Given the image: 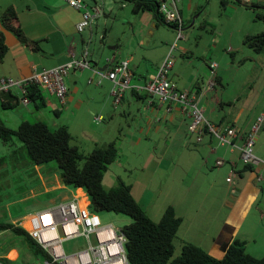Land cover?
Instances as JSON below:
<instances>
[{
	"label": "rangeland",
	"instance_id": "374dc122",
	"mask_svg": "<svg viewBox=\"0 0 264 264\" xmlns=\"http://www.w3.org/2000/svg\"><path fill=\"white\" fill-rule=\"evenodd\" d=\"M84 1L88 5H93L95 1L104 14L90 30L86 29L81 33L83 42L79 41V59H82L84 51L87 61L98 64H104L105 60L116 56L117 62L128 61V69L135 74H141L146 70L156 71L155 65L170 53L173 61L177 63L174 69L177 70L178 66L186 76L196 69L206 71V75H209L208 63L216 62L225 70L224 78L230 80L229 87L226 86V81L223 82L227 94L248 91L253 85H256L252 88L257 94L261 89L264 90V69L257 74L260 59L255 60L258 53L245 47L241 39L243 31L247 29L246 24L249 27L254 20L256 26L264 28V23L255 20L252 12L232 2L233 5L230 4L229 0L224 8L220 4L221 0H181L178 3L183 22L184 38L181 40H177L178 32L175 28L157 24L149 12L133 13L131 4L127 2ZM231 11L234 13L230 14ZM249 28L250 31L259 29L252 25ZM84 70H76L77 75ZM173 73L174 70H170L168 77ZM64 83L66 87L71 85L67 75ZM85 84L86 87L81 92H87L96 98L99 94L107 95L104 110L111 112L113 116L112 119L105 116L103 122L94 120L89 125L94 130L93 133L102 136L103 140L97 145L115 141L118 149V157L103 175L102 186L105 190L111 189L117 185V179L130 185L132 196L155 222L159 221L167 207L174 208L182 222L174 240L171 259L181 254L183 242L192 243L209 254L219 236L239 239L245 242L248 254L256 258L264 256V230L252 228L255 218L264 217V193L257 191L256 198L245 194L233 214V210L230 211L223 204L227 193L226 186L230 184L225 182L220 192L219 178L206 177L198 173L195 166L185 165V144L190 139L185 126L179 132L175 125L163 119L159 121L161 115L150 114L147 118L146 112L142 114V101L136 99L130 90L126 91L123 103L114 107L113 97L110 95L112 83L110 88L105 83L95 84V80L93 83L86 80ZM43 95L48 99L45 92ZM52 102L60 110L54 99ZM21 105L19 101L14 109L4 110L0 101V118L10 129H16L17 123L22 121H43L49 126L53 121L61 125L71 123L69 115L63 114L57 119L50 109L22 115L19 113L24 108ZM28 108L34 110L33 105ZM94 114L96 113H90L92 119ZM21 116L23 118L19 120ZM157 125L159 129L155 131ZM69 133L72 136L71 145L77 146L84 155L96 146L80 136L77 126L71 125ZM13 146H21L15 137ZM200 147L193 146L192 149L199 151ZM7 154L8 148L0 143V158H5ZM196 160L198 162L199 159ZM193 163L197 166L196 162ZM43 166L47 173L50 172L52 179L59 173L54 162ZM41 183L33 170L20 168L4 159L0 164V223L15 221L20 225L25 215L42 209L40 205L48 196L31 198L32 193L39 190ZM53 195H60V192ZM85 204L81 201L82 206ZM98 215L102 224H112L118 229L130 222L127 216L121 214L103 212ZM227 216L231 220L234 218L230 224L225 222ZM29 224L32 226V220ZM63 247L66 253H73L85 249L86 241L82 236L73 238L64 241ZM11 249L18 252V257L13 262L5 257ZM11 253L16 255L15 251H10L9 254ZM0 261L3 264H42L28 250L24 240L9 231L0 233Z\"/></svg>",
	"mask_w": 264,
	"mask_h": 264
},
{
	"label": "crops",
	"instance_id": "0c3cea01",
	"mask_svg": "<svg viewBox=\"0 0 264 264\" xmlns=\"http://www.w3.org/2000/svg\"><path fill=\"white\" fill-rule=\"evenodd\" d=\"M240 1L243 3H259L264 5V0ZM230 4L232 3L230 2ZM10 6H13L18 12L19 22L25 35L30 40H39L40 43L39 50L32 51L20 44L14 35L5 30L0 23V34H2L4 43L7 46V53L0 61V77L26 79L29 78L34 71L38 72L42 69H50L67 63L71 59V54H73L74 58L79 59L78 46L79 41L82 43L83 39L81 33L76 32L75 26L81 19V11L68 6L62 0H0V15ZM238 7L248 10L240 5H238ZM234 11H231L230 14H233ZM248 11L252 12L251 10ZM251 25L256 28L259 27V29H256L258 31H250L251 28L249 27ZM251 25L248 27V24H246L247 29L242 33V40L246 35H254L264 31V28L261 26H256L254 20L251 21ZM90 28L88 29L90 30ZM114 58L116 61V56H114ZM165 58L166 57L155 65V68H157ZM259 59L260 66L257 70V74L259 73L258 71L264 69V50L258 53V57H256L255 61ZM88 63L89 68L85 69L82 74L77 75L76 71H71L67 75L71 85L67 87L68 92L64 103H60L54 96L45 92L48 99L43 95L45 106L40 109H50L57 119L61 118L63 114L69 115L71 117V123L64 126H66L68 130H70L71 125L77 126L80 130V136L86 138V141L89 143L97 145L103 140L101 138L102 136L93 133L94 130L90 129L89 125L93 124L94 120L101 122L105 121V116L110 119L113 118L111 112L104 110L107 95L99 94L98 98H96L92 94L81 92V90L84 89V86L86 87V80L88 82L90 79H92L93 82L94 80L95 82L98 80V77L94 74L95 70L106 72L111 69V64L107 63L106 60L104 64H98L93 61H88ZM176 64L177 63L173 61L171 70L173 69L174 73L171 77L169 75V79L180 89H194L197 92L198 105L203 109V114L208 121L217 126H233L237 130V136L232 140L233 146L221 144L207 132L202 135L201 140H198L196 134L188 131L187 126L189 119L180 113L178 107L173 106L170 111H167V106L165 104H160L155 98L149 96L145 92L133 88L143 86L147 76L153 73L152 71L146 70L144 73L135 74L128 69L132 77L131 82L133 81L132 84L130 83L132 88L129 90L136 99L142 101V114L146 112L147 118L150 114L161 115V118H158L159 121L163 119V121L175 125L179 132H182V128L185 126L186 133H189L190 137L185 144L187 148V152H185L187 157L185 165L190 166L191 164L195 166L194 169L206 177L211 176L216 177V179L219 178L221 180L219 186L220 192L225 182L230 184V186H226L227 193L224 197L223 204L228 206L230 211L233 210L232 213L234 214L235 210L240 206L245 194H250V196L256 198L257 191L264 193V127H261L257 133L255 138L256 142L253 146V154L259 162L246 168V165L240 160V149L244 144L246 134L251 130L257 117L259 115H264V90L261 89L260 93L257 94L254 88H252L256 85H253L248 91L227 94V88H224L223 82L226 81V86L229 87L230 80L224 78L225 70L219 65H217V72L214 76L210 75L211 73L209 74L210 76L206 75V71H201L199 69L191 70V74L186 76L185 72L178 66L177 70L174 69ZM199 75L202 76L199 78ZM103 83H105L107 88L111 87L110 80L103 78L100 85ZM210 84H213V86L211 87ZM125 95L126 92L120 103H123ZM53 99L59 104L60 110L52 102ZM1 100L0 97V101ZM250 101L254 102V104H250ZM29 105L33 104L29 103L26 106L22 104L21 106L24 108L19 110V113H22V115H31L40 110L36 109L34 105V110H29ZM23 110L26 111V114ZM91 112L96 113L93 119L90 116ZM22 118L23 116H21L19 120ZM20 123L17 124L19 125ZM59 126L62 125L53 121L49 127L51 129H56ZM158 129L159 127L157 125L154 130L156 131ZM199 145L201 146L199 151L192 149L193 146ZM196 159H199L198 162ZM218 161H222V165L217 166L216 163ZM193 162H196L197 166ZM30 169L33 170L42 181L39 190L35 193L33 192L31 198L41 195L48 196V198L42 202V205H40L42 207L40 210L51 207L72 195L79 197L80 203L84 201L88 204V199L84 197L86 194L83 189H71L70 187H66L59 173L52 179L50 172L47 173L43 165L28 168V170ZM209 188L213 189V187ZM57 191L60 192V195H53ZM215 193L218 194V191ZM34 213L36 212L28 213V215ZM28 215H25L23 218ZM262 218H255L252 228L264 230V219ZM233 219L234 218H232V220ZM31 220L32 219L26 221L24 226L28 228ZM232 220L228 216L225 218L227 224H230ZM12 223L16 224L15 221ZM233 240L235 239H233L232 236L227 238L219 236L217 241L214 240L216 242H214L213 248H210L209 254L213 257L221 258L228 245ZM10 251H15L16 255L13 253L9 254ZM5 257L10 262H13L17 259L18 252L16 249H11L6 253Z\"/></svg>",
	"mask_w": 264,
	"mask_h": 264
},
{
	"label": "trees",
	"instance_id": "16d2710c",
	"mask_svg": "<svg viewBox=\"0 0 264 264\" xmlns=\"http://www.w3.org/2000/svg\"><path fill=\"white\" fill-rule=\"evenodd\" d=\"M122 1L131 4L133 13L149 12L157 24L175 28V23L165 20L159 12L157 0ZM229 1L251 10L255 20L264 23V5L243 3L240 0ZM227 2L228 0H221L220 4L224 8ZM0 23L20 44L32 51L39 50V40H30L25 35L18 12L13 6L2 12ZM242 43L255 53L261 52L264 50V31L246 35ZM6 53L7 46L0 34V61ZM26 96L36 109L45 106L43 92L38 86H29ZM0 97L4 110H11L19 105V99L12 93H3ZM13 137L21 143L20 147L13 146ZM71 140L72 136L64 125L51 129L43 121H22L16 129H10L0 118V143L8 148V154L5 158H0V164L4 159H8L10 163L25 169L54 162L66 187L83 189L91 212H111L127 216L130 222L122 231L127 239L125 247L128 264H264V256L256 258L248 254L245 243L238 239L228 245L221 258L213 257L192 243L183 242L181 254L171 259L174 240L182 222L174 208L167 207L159 221L155 222L132 196L130 185L117 179V185L113 188H103V175L118 157L115 141L96 145L90 153L84 155L77 146L71 145ZM249 167L250 165H246V168ZM5 231L21 237L37 259L42 262L49 259L46 252L18 224L0 223V233Z\"/></svg>",
	"mask_w": 264,
	"mask_h": 264
},
{
	"label": "built area",
	"instance_id": "2783aa9c",
	"mask_svg": "<svg viewBox=\"0 0 264 264\" xmlns=\"http://www.w3.org/2000/svg\"><path fill=\"white\" fill-rule=\"evenodd\" d=\"M68 6L81 11V19L76 24V32L82 33L90 28L104 12L96 5H88L84 0H62ZM181 0H157L158 10L168 22L175 23L177 40L183 39V22L180 16L178 3ZM87 54L84 51L82 59L74 58L60 66L34 71L29 78L14 79L11 77H0V96L3 93H12L17 96L20 103H30L26 96V89L31 86H38L43 92L54 96L60 103H64L67 96V87L64 77L71 71L84 70L89 68L86 60ZM111 64V69L106 72L98 70L94 74L98 77L96 84L100 85L103 78L112 83L111 96L113 106L120 104L124 93L131 87V74L128 70V62H116L114 56L106 60ZM173 66V58L168 54L164 61L149 74L143 86L133 87L145 92L151 97H156L157 102L165 104L167 111L176 106L181 114L189 119L188 131L197 135L201 140L202 135L207 132L216 138L221 144L231 145L232 140L237 136V130L233 126H217L208 121L203 109L198 105V94L194 89H180L172 82L169 71ZM212 76L215 75L217 64L210 62L208 66ZM89 82H93L92 79ZM212 87L213 84H210ZM210 88V87H209ZM264 125V115H259L253 123L251 130L244 138V144L240 149V160L244 165H254L259 162L253 155V145L257 133ZM222 165V161L216 163ZM32 219V226L25 227L24 223ZM22 227L30 237L46 252L49 259L42 264H128L126 256V236L122 229L112 224H102L98 213L91 212L88 204L82 206L79 197L72 195L63 199L55 205L40 210L32 215L23 218ZM83 237L86 241V248L66 253L63 242ZM0 264H3L0 261Z\"/></svg>",
	"mask_w": 264,
	"mask_h": 264
}]
</instances>
